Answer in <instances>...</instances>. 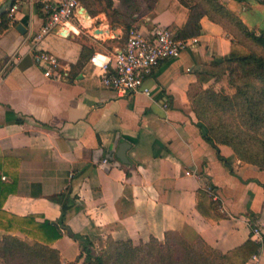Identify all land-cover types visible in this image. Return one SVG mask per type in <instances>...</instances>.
<instances>
[{
    "label": "crops",
    "instance_id": "0c3cea01",
    "mask_svg": "<svg viewBox=\"0 0 264 264\" xmlns=\"http://www.w3.org/2000/svg\"><path fill=\"white\" fill-rule=\"evenodd\" d=\"M108 1L107 11L79 0L71 22L40 41L46 15L38 0L0 16L2 209L56 223L62 236L52 247L63 262L86 256L74 235L98 252L110 237L140 244L168 230L223 252L256 241L251 222L264 228V169L208 141L193 106L217 83L214 69L230 54L232 34L184 0H155L132 27L110 14L120 2ZM220 1L250 30L264 32V0ZM157 24L197 41L154 68L145 81L149 94L104 86L91 57L121 49L133 28L147 33ZM38 49L59 58L58 77L36 63ZM9 233L0 229V238ZM246 264H264V247Z\"/></svg>",
    "mask_w": 264,
    "mask_h": 264
},
{
    "label": "trees",
    "instance_id": "16d2710c",
    "mask_svg": "<svg viewBox=\"0 0 264 264\" xmlns=\"http://www.w3.org/2000/svg\"><path fill=\"white\" fill-rule=\"evenodd\" d=\"M208 2L209 6L203 12L224 25L233 36L230 54L217 66L225 64L230 69L229 80L235 86L236 93L204 89L193 101L194 110L207 126L205 137L208 141L215 145L228 144L242 160L264 169V129L259 132L264 127V32L250 30L220 0ZM194 26L197 28V25ZM175 34L177 38H188L185 33ZM209 103L220 119L229 113V120H222L219 131L204 114ZM239 121L249 128L239 126ZM6 197L0 198V229L11 232L0 238V259L5 264H78L79 257L63 262L59 251L52 247L62 236L56 223L38 221L34 214L19 216L2 209ZM209 200L212 203L210 196ZM16 232L25 234L35 242L21 239L13 234ZM74 237L80 241L86 254L82 264H246L259 249L255 240L248 239L223 252L202 238L189 241L175 230H168L162 240L152 236L140 244H134L131 239L116 240L110 237L102 252L96 250L89 238Z\"/></svg>",
    "mask_w": 264,
    "mask_h": 264
},
{
    "label": "built area",
    "instance_id": "2783aa9c",
    "mask_svg": "<svg viewBox=\"0 0 264 264\" xmlns=\"http://www.w3.org/2000/svg\"><path fill=\"white\" fill-rule=\"evenodd\" d=\"M27 0H14L10 10L20 7ZM46 15L45 23L35 36L40 41L56 27H65L76 16L79 0H38ZM197 41L196 38H177L175 32L167 26L155 25L145 33L137 28L130 30L123 47L109 52L105 57L95 54L91 57L93 64L101 70V83L119 95L144 92L149 94L145 81L154 68L161 62L180 56L182 51ZM36 63L44 68L46 76L58 77L60 73L59 58L46 49H38L35 53ZM251 233L260 248L264 247V228L251 222Z\"/></svg>",
    "mask_w": 264,
    "mask_h": 264
},
{
    "label": "rangeland",
    "instance_id": "374dc122",
    "mask_svg": "<svg viewBox=\"0 0 264 264\" xmlns=\"http://www.w3.org/2000/svg\"><path fill=\"white\" fill-rule=\"evenodd\" d=\"M87 1H90L94 4L93 5L94 10H101L102 8L108 11L107 8L109 6L108 0H87ZM154 1L155 0H116L117 3L120 2V5H118L115 11L112 9L113 12L112 13L110 12V14L113 18L118 19V21L131 22L130 27L136 26L138 25V23L143 22L144 18H146V16L150 14V11L152 9V4ZM184 1H186L189 5L192 6L193 13L195 15L202 13L206 9V6H209L208 0H184ZM87 24L90 25V23ZM247 47L251 48L252 46L248 45ZM214 70H215V75L217 76L216 79L217 83L211 85L212 88L218 92L235 94L236 88L229 80L230 69L227 68V65L224 64L222 66H216ZM211 105L212 104L210 103L208 104V107L204 110V114L206 116L207 121L213 123L216 126L217 131H219L221 130V126L223 124L222 120L224 119L229 120V113H226L223 119H220V115H218V113H214V109L211 108ZM237 124L243 127L244 129L249 128L248 125L242 123L241 121H239ZM263 129L264 127H261L259 132H262ZM83 262L84 259L78 260V264H82ZM0 264H5V263L3 262V260L0 259Z\"/></svg>",
    "mask_w": 264,
    "mask_h": 264
},
{
    "label": "water",
    "instance_id": "95a60500",
    "mask_svg": "<svg viewBox=\"0 0 264 264\" xmlns=\"http://www.w3.org/2000/svg\"><path fill=\"white\" fill-rule=\"evenodd\" d=\"M13 4H14V0H7L5 4L2 7H0V16L8 13L11 7L13 6Z\"/></svg>",
    "mask_w": 264,
    "mask_h": 264
},
{
    "label": "bare ground",
    "instance_id": "6f19581e",
    "mask_svg": "<svg viewBox=\"0 0 264 264\" xmlns=\"http://www.w3.org/2000/svg\"><path fill=\"white\" fill-rule=\"evenodd\" d=\"M82 15H83V14H82ZM85 16H86V22H87V23H90V20H91L90 17L87 16L86 14H85Z\"/></svg>",
    "mask_w": 264,
    "mask_h": 264
}]
</instances>
